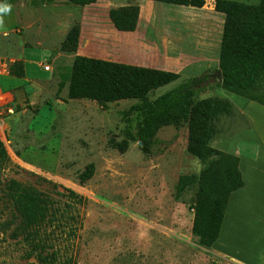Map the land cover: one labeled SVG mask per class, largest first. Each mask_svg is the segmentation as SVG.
Returning <instances> with one entry per match:
<instances>
[{"label":"rangeland","instance_id":"1","mask_svg":"<svg viewBox=\"0 0 264 264\" xmlns=\"http://www.w3.org/2000/svg\"><path fill=\"white\" fill-rule=\"evenodd\" d=\"M35 1L0 0L11 7L0 26V56L15 58L25 70L23 77L0 79L15 100L14 113L0 118V140L10 157L0 173V264H45L29 255L30 242L19 231L20 218L4 189L10 179L50 197L51 215L41 237L59 259L71 257L75 264H238L202 246L192 231L198 176L209 161L187 151V125L162 127L147 154L136 134L140 99L106 106L68 99L59 88L60 70L72 65L73 52L60 57L52 72L41 67L52 64L63 41L51 34V7ZM176 86L159 87L148 97ZM207 96L198 93L196 98ZM229 119L234 120L231 134L221 138L250 125L246 116L248 124L237 114ZM90 164L94 174L83 180ZM184 175L193 179L178 196ZM241 242L248 247L246 236Z\"/></svg>","mask_w":264,"mask_h":264},{"label":"trees","instance_id":"2","mask_svg":"<svg viewBox=\"0 0 264 264\" xmlns=\"http://www.w3.org/2000/svg\"><path fill=\"white\" fill-rule=\"evenodd\" d=\"M85 6L97 0H69ZM166 3L202 7L206 0H156ZM54 0H36L35 4H51ZM215 9L226 14L220 68L223 81L216 86L264 105V0L249 4L239 0H215ZM140 6L125 5L110 10V17L120 30L132 31L137 27ZM80 23L75 22L61 45V50H77ZM206 71L200 76L185 79L176 88L154 99L149 94L159 87L181 78L175 72L130 65L87 56H76L71 66L60 70L59 88L68 86V99H87L106 106L124 99H140L137 106L136 134L145 153L151 152L159 130L168 125L188 128L187 151L202 161H209L198 176L192 231L199 243L211 248L219 238L227 204L232 192L244 186L239 158L216 149L212 142L228 135L234 123L230 117L245 116L228 99L212 96L196 98L197 93L213 85ZM12 74L25 76L24 64H13ZM236 122V121H235ZM122 149H125L122 147ZM10 160L0 140V173ZM94 174L90 164L83 180ZM192 177L182 176L177 187L179 196ZM1 183V181H0ZM20 218L19 231L30 242L29 255H36L45 264H75L72 258L59 259L57 252H48L41 237V227L51 215L52 201L48 195L16 179L5 183ZM72 197H77L70 191ZM81 199V198H80Z\"/></svg>","mask_w":264,"mask_h":264},{"label":"crops","instance_id":"3","mask_svg":"<svg viewBox=\"0 0 264 264\" xmlns=\"http://www.w3.org/2000/svg\"><path fill=\"white\" fill-rule=\"evenodd\" d=\"M44 4L51 7L47 12L51 34L61 37V42L74 23H80L79 44L72 53L73 59L87 56L181 75L164 86L173 83L178 86L184 79L206 71H210V82H219L215 72L221 69L226 14L215 9V0H206L202 7L156 0H97L85 6L54 0ZM133 4L140 6L137 27L132 31L118 29L110 10ZM66 54L59 48L54 50L52 68ZM68 86L67 82L64 87L67 93ZM198 93L230 100L250 124L231 137L212 142L214 148L239 158L244 180V186L230 195L221 232L213 247L218 256L232 262L264 264V105L215 83ZM8 94L14 100L13 93ZM244 236L247 248L241 242Z\"/></svg>","mask_w":264,"mask_h":264},{"label":"built area","instance_id":"4","mask_svg":"<svg viewBox=\"0 0 264 264\" xmlns=\"http://www.w3.org/2000/svg\"><path fill=\"white\" fill-rule=\"evenodd\" d=\"M13 64H15L13 59L0 56V79L13 76ZM42 67L45 71H51L53 69L51 63H43ZM14 111V100L8 92L3 89L2 84L0 83V118L3 115L13 114Z\"/></svg>","mask_w":264,"mask_h":264},{"label":"clouds","instance_id":"5","mask_svg":"<svg viewBox=\"0 0 264 264\" xmlns=\"http://www.w3.org/2000/svg\"><path fill=\"white\" fill-rule=\"evenodd\" d=\"M11 7L9 5H0V26H3V16L10 13Z\"/></svg>","mask_w":264,"mask_h":264},{"label":"water","instance_id":"6","mask_svg":"<svg viewBox=\"0 0 264 264\" xmlns=\"http://www.w3.org/2000/svg\"><path fill=\"white\" fill-rule=\"evenodd\" d=\"M215 75H216V78L218 79L219 82H222L223 81V73H222V70L221 69L217 70L215 72ZM139 143L142 144L141 141Z\"/></svg>","mask_w":264,"mask_h":264}]
</instances>
